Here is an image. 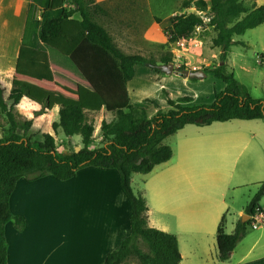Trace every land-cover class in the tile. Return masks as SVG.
Listing matches in <instances>:
<instances>
[{
	"label": "trees",
	"instance_id": "16d2710c",
	"mask_svg": "<svg viewBox=\"0 0 264 264\" xmlns=\"http://www.w3.org/2000/svg\"><path fill=\"white\" fill-rule=\"evenodd\" d=\"M28 0L11 87L0 81V113L6 120L5 133L0 137V264L7 261L5 224L12 220L23 227L25 220L12 214L9 198L21 176L49 173L59 180L75 177L77 169L86 165L114 168L120 185L129 199L130 227L117 247L110 250L100 264H121L135 256L139 264H178L181 256L173 233L148 225L145 198L131 186L133 172L147 173L154 165L172 155L163 139L187 123L210 124L229 119L264 117V97H253L226 64L233 35L264 23V3L256 0H182V7L195 6V11L180 12L164 27L169 42L192 36L200 25H211V41L219 47L217 65L204 67L225 82L215 90L210 102L182 104L168 96L165 88L160 95L165 106L147 98L150 107L129 101L126 82L134 75V65L141 64L163 72L157 64L172 62L170 50L127 54L110 40L107 31L90 15L94 0ZM211 12L204 21V14ZM39 11V13H38ZM156 21L160 18L155 16ZM181 68V67H179ZM176 69H178L176 67ZM264 70V68H263ZM190 79H196L190 77ZM93 91L114 117L101 119L102 143L93 145L94 125L86 118L79 102V84ZM22 96L36 100L41 107L36 114L56 101L58 119L52 122L66 137L79 135L81 146L75 151L59 153L54 136L33 125L32 119L18 120L15 106ZM264 194L261 181L247 202L245 220L236 221L227 233L223 219L216 229V256L226 259L243 236L252 215L263 210L259 204ZM141 242L147 246L143 250Z\"/></svg>",
	"mask_w": 264,
	"mask_h": 264
},
{
	"label": "crops",
	"instance_id": "0c3cea01",
	"mask_svg": "<svg viewBox=\"0 0 264 264\" xmlns=\"http://www.w3.org/2000/svg\"><path fill=\"white\" fill-rule=\"evenodd\" d=\"M204 1L209 7L211 0ZM27 2L0 0V76L4 74L10 82ZM256 3L261 4L257 0ZM149 7L150 0H94L89 13L107 31L113 45L127 54L172 50L173 43L168 41L163 30L177 13L162 17L157 13L160 20L156 21ZM177 83L199 87L204 96L176 92L174 84ZM224 86L225 82L211 72L190 79L176 72H157L141 64L134 65V75L126 82L129 101L146 107L151 106L147 98L165 106L166 101L160 95L162 88L175 101L192 104L212 101L215 90ZM20 101L24 105L32 101V110L41 107L39 102L26 96ZM17 105L15 111L19 113ZM100 106L101 119L110 121L114 114ZM58 108V103L52 109L45 107L43 112L36 114L34 125L51 135L58 133L66 137L60 129L52 128V122L58 119H53ZM50 110L52 118L42 125L41 117ZM1 124L6 126L3 115ZM238 127L207 129L187 123L177 129L172 134L179 145L191 147L200 159L171 161L169 158L156 164L166 165L160 175L156 172L149 181L146 180L148 195L144 191L139 193L147 205L148 225L175 235L181 256L178 264H264V227L261 228L264 224L252 227L254 231L246 230L226 259L216 256V229L222 216L225 219L223 212L228 208L224 197L226 186L254 185L257 189L264 180V153L256 140L262 131ZM66 138L75 139L74 135ZM238 164L239 169L235 172ZM234 175L239 181L232 183ZM9 203L12 214L21 215L25 223L21 228L12 220L5 224L6 264H12L11 256L15 253L21 264H100L129 232V199L114 168L86 165L77 169L74 178L65 181L49 173L37 177L33 174L21 176ZM244 208L237 210L240 217L245 213ZM62 211L64 214L60 216ZM62 216L64 220L59 218ZM168 216L175 217L173 231ZM238 219L231 220L232 231ZM141 247L147 250V246ZM22 249L29 256L24 262L20 258L24 259ZM121 264H139V261L129 255Z\"/></svg>",
	"mask_w": 264,
	"mask_h": 264
},
{
	"label": "rangeland",
	"instance_id": "374dc122",
	"mask_svg": "<svg viewBox=\"0 0 264 264\" xmlns=\"http://www.w3.org/2000/svg\"><path fill=\"white\" fill-rule=\"evenodd\" d=\"M182 0H150V11L154 14V16L159 15L164 16L165 14L169 13H179V12H187L189 10H196L194 5L189 7H182L181 6ZM257 2L264 3V0H257ZM66 5H69L68 0H65ZM209 8V7H208ZM211 15V12L208 10L204 14V20L207 22ZM214 32L212 30L211 25L204 24L197 26L195 28L194 33L192 36L187 38H179L172 44V50H170L173 54V64L176 70H184V69H195V68H204V67H213L217 65L219 60V47H216L212 44L211 38ZM234 42L231 43L229 47V51L227 54L226 64L229 69H231L234 73V76L242 82L248 89L249 93L253 97L263 98L264 97V23L259 24L255 27L247 29L242 34H235L232 37ZM146 51H155V50H146ZM145 52V51H144ZM158 52V51H155ZM181 67V68H179ZM2 83L6 86V89L10 87V80L5 77L4 74H1ZM217 85V83H215ZM218 87V86H216ZM174 91L179 92L181 94L191 93L195 96L201 95V90L199 87L190 86L186 84L177 83L174 84ZM78 94H79V102L83 106L84 113L86 118L91 121L94 125V130L92 133V140L93 145H100L102 143L101 134H100V124L99 120H101V111H100V101L97 98V95L85 87L83 84H79L78 87ZM204 95H201L203 97ZM30 103H33L30 101ZM27 103L24 105L21 101L17 105L18 114L20 117L18 120H24L31 118L33 125L34 120L36 121V113L32 110V105ZM36 103V102H34ZM58 103L57 100L52 102L48 105L49 108L52 109L53 105ZM16 108V107H15ZM31 109L30 111H26L24 109ZM112 114H114L112 112ZM30 116V117H27ZM53 112H50L43 117H41V124L44 125L45 123L49 122L52 118ZM58 113L56 112L53 119H57ZM109 117V115H108ZM104 118V117H103ZM2 121V114L0 113V123ZM101 122V121H100ZM193 127H203L207 129H220V128H235L238 127L239 129L243 130H259L262 131L256 138L259 146L262 148L264 153V117L258 119H229L227 121H213L207 125H197L193 123H189ZM36 126V125H35ZM40 128V127H39ZM52 130V129H51ZM53 132V131H52ZM5 133L4 127L0 126V135ZM54 141L56 144V150L59 153L69 152L72 149H75L76 146H81L80 137L78 135H74L75 139L63 137L61 134H54ZM78 140V141H76ZM163 142L170 145L172 147V155L169 160H193L194 157L196 159H200V156H195L197 151L192 150L191 147H185V145L180 146L176 137L171 134L168 135L163 139ZM201 152H204L201 149ZM203 156H205L202 153ZM170 161V162H171ZM241 159L239 164L241 163ZM165 163V162H164ZM239 164L235 169V172L239 169ZM166 164H159L156 165L153 170L149 173H141L135 172L132 174L131 178V186L135 193H141L144 191L148 195V184L146 180L156 175H160V171L165 167ZM159 173V174H158ZM239 181L234 175L232 177L231 182L234 183ZM61 182V181H60ZM232 185V184H231ZM256 188L254 185H239V186H226L224 190V197L227 202L226 210H224L225 219L223 221L224 230L227 233L232 231V226L230 224L232 219L241 218L239 214H237V210L239 208L245 207L247 202L250 200L252 195L254 194ZM148 197V196H147ZM259 204L264 209V194L260 197ZM64 212H60V216L63 215ZM160 215V213H157ZM64 220V216L59 217ZM171 222L170 229L173 231V221L175 217L168 216ZM61 221V220H60ZM264 226L262 225L261 228ZM258 228L257 230H259ZM246 230L254 231L250 224L246 225ZM245 230V231H246ZM141 245L145 248L146 245ZM21 250V249H20ZM23 250V249H22ZM24 251V250H23ZM24 259L20 256L23 262L29 256L26 254L27 251H24ZM217 252V251H216ZM12 264H21L18 263V255L15 253L11 256ZM215 264H218L216 262Z\"/></svg>",
	"mask_w": 264,
	"mask_h": 264
},
{
	"label": "water",
	"instance_id": "95a60500",
	"mask_svg": "<svg viewBox=\"0 0 264 264\" xmlns=\"http://www.w3.org/2000/svg\"><path fill=\"white\" fill-rule=\"evenodd\" d=\"M157 66L165 73H171V72H176L179 75L186 76V77H195V78H201L206 76V72L204 71L203 68H195V69H184V70H176L174 69V64L173 62H168V63H162V64H157ZM2 135H0L1 137ZM80 148V146L75 147V151H77ZM245 217H248V214L243 213L241 216V220H244Z\"/></svg>",
	"mask_w": 264,
	"mask_h": 264
},
{
	"label": "built area",
	"instance_id": "2783aa9c",
	"mask_svg": "<svg viewBox=\"0 0 264 264\" xmlns=\"http://www.w3.org/2000/svg\"><path fill=\"white\" fill-rule=\"evenodd\" d=\"M205 21V20H204ZM184 38V37H182ZM264 224V212L262 210H258L252 215L250 225L251 227H258Z\"/></svg>",
	"mask_w": 264,
	"mask_h": 264
}]
</instances>
